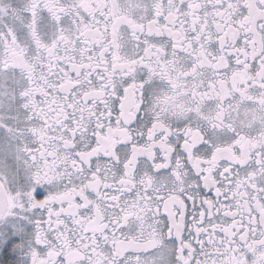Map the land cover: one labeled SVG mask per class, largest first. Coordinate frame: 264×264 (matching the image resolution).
I'll use <instances>...</instances> for the list:
<instances>
[{
    "label": "snow or ice",
    "instance_id": "obj_1",
    "mask_svg": "<svg viewBox=\"0 0 264 264\" xmlns=\"http://www.w3.org/2000/svg\"><path fill=\"white\" fill-rule=\"evenodd\" d=\"M0 264H264V0H0Z\"/></svg>",
    "mask_w": 264,
    "mask_h": 264
}]
</instances>
